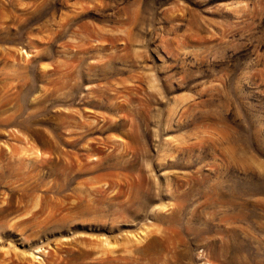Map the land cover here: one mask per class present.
Here are the masks:
<instances>
[{"label":"rangeland","instance_id":"374dc122","mask_svg":"<svg viewBox=\"0 0 264 264\" xmlns=\"http://www.w3.org/2000/svg\"><path fill=\"white\" fill-rule=\"evenodd\" d=\"M0 264H264V0H0Z\"/></svg>","mask_w":264,"mask_h":264}]
</instances>
